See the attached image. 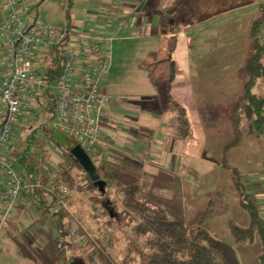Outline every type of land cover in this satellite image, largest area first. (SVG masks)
<instances>
[{"label":"rangeland","instance_id":"1","mask_svg":"<svg viewBox=\"0 0 264 264\" xmlns=\"http://www.w3.org/2000/svg\"><path fill=\"white\" fill-rule=\"evenodd\" d=\"M195 1H191L193 6L190 8L189 16L183 15L187 18L184 23L190 26L193 20L201 15L200 11H198L200 14L194 11ZM252 1L198 0L202 8L197 6L203 11L202 13L213 14L225 9L233 10L206 24L192 28L190 32L186 30L192 38L194 37L193 51L190 52V83L202 118L204 139L197 156L183 155L181 149L183 140L180 137L175 139L174 136L179 133L177 127L173 128L171 125L174 124L171 120H174L175 116L159 112L157 115L150 113L144 119L133 117L137 134H145L144 141L138 140V148L141 149L139 153H143L147 160L146 165H137V162H132L129 158L125 159L127 161L116 159L108 161L96 160L91 156L92 160L105 171L114 173L118 169L121 171L126 168V173L135 177L144 195L174 204L182 212L186 223L202 219L201 215L211 210L210 215L203 219V228L216 239L231 245L241 264H259L260 245L258 242L238 243L231 235L229 223L246 227L249 224V217L239 206L237 195L232 188L231 172L226 165L242 173L247 191L252 194L255 203L259 206V213L264 214V139L243 134L237 147L230 148L226 152L223 148L233 138L230 112L232 105L242 93V82L238 73L249 53L250 24L258 14L256 5L240 9L238 7L250 4ZM32 2L34 10L31 17L36 16L38 23L47 26L66 25L67 0H32ZM110 6L111 3L104 1L101 9L105 10ZM86 22L83 28L76 23L74 25L73 22L71 28L113 39L111 70L105 79V90L111 97V103L116 102L126 109L127 105L147 101L157 111L155 91L148 81L146 72L138 66L147 52L157 49L158 29H155L153 31L155 33L150 36L147 34V29L145 31L140 27H123L118 21L111 25L105 23L103 26L89 20ZM255 92H258V88ZM36 110L37 108L34 111ZM31 117L33 121L29 125L26 127L19 125L13 132L16 154L21 152L26 135L45 120L43 115ZM150 130L154 131V134L151 135ZM168 132L171 138L166 136ZM59 148L61 147L56 143L55 145L48 143L44 148L53 166L62 159ZM83 148L86 149L85 146ZM32 156L36 157L39 163L40 149L34 148ZM121 162H130L128 163L130 167L119 168ZM144 168L157 174L151 171L143 172ZM76 177L80 178V175ZM75 195L68 202V206L62 209L70 216L69 220L73 221L71 230L78 231L81 227L89 244L81 247L79 253L75 250L65 254L64 257L68 260L66 264H85L88 253L94 247L104 251L113 264H140L138 253L140 250L146 251L143 244L149 236H138L132 231L139 220L135 217H132V220L122 214L123 194H117L113 189L108 195L110 201H118V212L113 213L112 219L105 215L95 217L97 213L87 203L88 195L81 196L76 193ZM29 204L31 208L28 207L29 210L25 211L26 215H21L19 220L10 221L0 231V264H34L21 256L8 233L20 238L27 247L28 242L35 246L37 252L35 256L40 264L46 261L42 249L48 244L49 239L44 233L50 232L51 226L57 221L50 218L45 222L40 212L31 213L35 209L31 202H28V206ZM52 212L53 210L48 213L49 216ZM69 255H74V258L70 259Z\"/></svg>","mask_w":264,"mask_h":264},{"label":"trees","instance_id":"2","mask_svg":"<svg viewBox=\"0 0 264 264\" xmlns=\"http://www.w3.org/2000/svg\"><path fill=\"white\" fill-rule=\"evenodd\" d=\"M72 1L67 0L66 2L65 17L69 28H71ZM257 3L258 14L251 22L248 31L249 53L238 73L242 82V93L234 102L230 112L234 137L225 145V152L236 146L241 141L243 134L264 139V0H257ZM184 9L185 0H175L171 7L164 10L168 24L167 31L170 34L176 33L177 28L181 25L179 16L183 14ZM159 42V48L149 52L140 62L138 68L146 72L148 81L155 91L158 111L175 115V127L179 133L177 136L186 140L190 136V131L185 111L170 94L172 82L179 74V70L171 60L172 50L169 48L168 39L162 38ZM66 46V44L60 43L46 55L44 70L49 86L62 73ZM257 88L258 92H255ZM48 98L51 99H49L50 102L48 100L37 102V110L34 115V117L43 115L44 122L26 135L21 152L13 155L14 166L24 183L40 181L42 185L48 186L54 182L62 181L77 195H88L87 203L97 213L95 217L105 215L111 219L114 218L113 213L118 212V201H110L108 195L113 189L117 194H123L122 214L132 220V217L139 220L132 231L138 236H149L143 244L146 251L140 250L138 253L140 264H241L231 245L216 239L203 228V219L210 215L211 210L204 212L201 215L202 219L186 223L182 212L174 204L144 195L136 183L135 177L126 173L125 169L114 171V173H112L113 171L108 172L92 160L100 179L105 182L103 193H101L80 165L61 148H59L61 158L64 160L59 158L60 160L53 166L44 152L48 143L55 145L52 139L54 132L52 121L56 102L54 95H49ZM32 121L31 116L27 117L23 123L24 127ZM36 147L40 149L39 163L36 161L37 158L32 156V151ZM226 167L231 172L232 188L237 195L239 206L249 217V224L246 227L229 223L231 235L238 243L258 242L260 244L258 261L259 264H264V220L260 216L254 197L247 191L242 173L229 165ZM119 172L122 173L119 174ZM78 174L80 180L76 178ZM24 198L27 199V202L32 203L37 212H40L45 222L50 218L57 221L51 226L50 232L44 233L45 237L49 239L48 244L42 249L46 257L44 264H66L68 260L64 257L65 254H68L69 251L75 252V250L79 253L81 247L89 244L81 227H78V231L71 230L70 226L73 221L69 220L70 216L63 211L56 199L44 190L35 188L27 190L22 194L20 202ZM47 201L50 202L47 204ZM20 202L16 207H22ZM51 210L53 212L49 216L48 213ZM8 234L22 257L34 264H40L35 256L37 254L35 246L28 242L27 247L20 241V238L11 233ZM69 258H74V255H69ZM85 264L113 263L104 251L94 247L88 253Z\"/></svg>","mask_w":264,"mask_h":264},{"label":"built area","instance_id":"3","mask_svg":"<svg viewBox=\"0 0 264 264\" xmlns=\"http://www.w3.org/2000/svg\"><path fill=\"white\" fill-rule=\"evenodd\" d=\"M33 10L32 0H0V231L27 190H44L62 208L75 195L62 181L48 186L24 183L14 166L13 132L35 115L39 100L50 102L48 96L54 95V130L85 146L88 155L106 146L102 133L111 97L105 79L111 69L112 39L72 30L67 24L38 23L31 17ZM60 43L67 45L62 73L49 86L46 55Z\"/></svg>","mask_w":264,"mask_h":264},{"label":"crops","instance_id":"4","mask_svg":"<svg viewBox=\"0 0 264 264\" xmlns=\"http://www.w3.org/2000/svg\"><path fill=\"white\" fill-rule=\"evenodd\" d=\"M104 1L105 3L106 1L111 3V6L105 10H102L101 6ZM174 1L175 0H73L72 9L70 11V24L72 26L74 22V25L76 23L77 25L81 26V28H83L87 24L86 20L94 22V24L100 26L105 25V23L111 25L113 22L118 21L121 25H123V27L130 26L135 28L140 27V29L142 30L147 29L148 30L147 34L150 36L155 33L153 32L155 31V29H158L159 32L156 33L159 34L156 35L158 37L159 44H160L159 42L160 39L162 38L168 39L169 48L172 50L171 60L176 64L179 70V74L175 76L172 82L170 94L173 100L181 108L184 109L185 118L187 120L190 131V136L186 140H183L181 149L184 156H193V155L197 156L198 153L197 151H200V149L202 148L203 145L202 141L204 139L202 133V118L198 111L197 101L194 97V91L190 83V72H189V65L191 60L190 52L193 51L194 37L192 38V36L188 32H186V30L190 32L192 28L198 27L201 24H206L207 22H210L217 17L229 13L233 9H225L223 11L216 12L213 14H207V12L202 13L203 11L198 7L200 6V4L198 0H196L194 3L195 6L193 8L195 13L200 11L201 15L196 17L193 20L194 21L193 24L190 26L189 24H185L184 22L187 19L186 17L189 16L188 13L190 11V8L193 6V2H191L192 0H185V9L182 11L183 14L179 16L181 25L177 28L176 33L170 34L167 31L168 24L164 10L168 7H171ZM252 5L257 6L258 5L257 0H253L250 4L238 7V9L246 8ZM200 8L202 7L200 6ZM200 12L198 13L200 14ZM183 15L186 17H184ZM66 24H67V20H66ZM172 36L176 37L173 48L170 47V37ZM159 44L157 49L159 48ZM158 112H159L158 107L156 111L154 107L150 105V103L147 101L127 105L126 109H123L122 105H119L116 102L111 103L105 114V118H104L105 125L103 126V133H102L103 140L106 142V146L98 149V151H96L95 154L92 155L93 158H95L96 160L106 159L108 161L114 159H116L117 161H127L125 159L129 158L130 160L132 159V162L135 163L137 162L136 163L137 165L138 164L140 166L146 165L147 160L144 157L143 153H139L141 149L138 148L139 146L138 140L144 141L145 134H140V135L137 134V131L135 130L133 125V120H134L133 117L137 116L136 119L139 118L144 119V117H146L148 114L151 113L153 115H157ZM160 114H172V113H160ZM171 122L174 123L171 124L173 125L174 128L176 125L175 119L171 120ZM150 134L151 135L154 134V131L152 132L150 130ZM167 135L168 137H170L171 134L168 132L166 136ZM174 137L175 139L178 138L177 135H175ZM239 143L234 147H237ZM144 151L145 150L143 149L142 152ZM124 163L121 162L122 165H118L120 166L119 168L124 166L130 167V164H128L130 162L126 164ZM117 171H119V169ZM142 171L145 172L146 171L145 168L142 169ZM150 171L151 170L146 172H150ZM151 172L156 173L154 171ZM20 203L22 207L19 208L16 207L15 215L13 216L11 221L15 219L19 220L21 218V215L23 214L26 215L25 211H28L29 210L28 207L31 206L30 204L28 206L27 199L25 198ZM0 212H1V206H0ZM34 212L37 211L34 210L31 213ZM38 213L39 212H37V214ZM260 216L264 217V214L260 212Z\"/></svg>","mask_w":264,"mask_h":264},{"label":"water","instance_id":"5","mask_svg":"<svg viewBox=\"0 0 264 264\" xmlns=\"http://www.w3.org/2000/svg\"><path fill=\"white\" fill-rule=\"evenodd\" d=\"M175 40L176 37H170L171 48H173ZM52 139L56 145L69 153L70 158L80 165L98 190L103 193L105 182L100 179V176L97 174L96 167L87 152L80 145H78L74 139L70 138L58 129L54 130Z\"/></svg>","mask_w":264,"mask_h":264}]
</instances>
